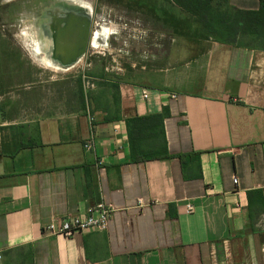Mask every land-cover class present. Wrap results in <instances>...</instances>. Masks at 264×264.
Segmentation results:
<instances>
[{"label":"crops","instance_id":"1","mask_svg":"<svg viewBox=\"0 0 264 264\" xmlns=\"http://www.w3.org/2000/svg\"><path fill=\"white\" fill-rule=\"evenodd\" d=\"M230 5L256 11L260 0ZM171 38L161 69L144 66L160 75L104 69L89 98L79 90L0 141V264H264V48L210 39L194 51L182 38L176 54ZM69 44L43 53L67 67ZM165 112L157 142L171 158L132 161L127 121ZM98 204L113 208L107 231L46 232Z\"/></svg>","mask_w":264,"mask_h":264},{"label":"rangeland","instance_id":"2","mask_svg":"<svg viewBox=\"0 0 264 264\" xmlns=\"http://www.w3.org/2000/svg\"><path fill=\"white\" fill-rule=\"evenodd\" d=\"M63 2L80 14L79 34L85 43L73 49L70 65L60 68L46 59L34 27L46 11ZM165 6L169 12L181 13ZM156 26L129 9L125 0L114 5L99 0H0V141L12 135L14 125L55 114L78 99L80 87L89 98L97 83L93 75H101L104 69L111 79L119 78V68L130 80L160 75L155 67L144 66L153 64L161 69L172 46L171 37L176 38V54L183 37ZM49 32V53L53 54L59 33L56 28ZM183 39L194 51L204 42ZM155 56L164 59L156 61ZM177 78L174 84L182 86L183 81Z\"/></svg>","mask_w":264,"mask_h":264},{"label":"trees","instance_id":"3","mask_svg":"<svg viewBox=\"0 0 264 264\" xmlns=\"http://www.w3.org/2000/svg\"><path fill=\"white\" fill-rule=\"evenodd\" d=\"M99 1L110 5L124 2ZM125 1L129 9L141 14L145 19H150L155 27L158 25L176 36L197 41L211 39L228 45L264 48V0H260V8L256 11L235 9L230 5V0ZM165 5L178 8L181 13L169 12ZM81 88L83 92V87ZM168 115L165 112L153 117H136L127 121L132 161L138 163L171 158L168 150H163L158 144L160 135H164L163 130L161 134L156 130L159 126L163 127L164 119ZM143 144H151L153 150L145 151Z\"/></svg>","mask_w":264,"mask_h":264},{"label":"bare ground","instance_id":"4","mask_svg":"<svg viewBox=\"0 0 264 264\" xmlns=\"http://www.w3.org/2000/svg\"><path fill=\"white\" fill-rule=\"evenodd\" d=\"M61 7L56 4L52 9L45 12L44 16L41 18L37 26L34 27V33L39 37L38 42H42V50L44 53H49L51 49V39L49 38L50 30L56 28L59 37H57L56 48L54 50L55 54L60 55L62 47L70 46L71 39L75 42V47L79 44L85 43V37L80 32V14L75 12L74 9L69 8L66 2L59 3ZM66 6V7H65ZM69 12L73 13V20L69 19ZM79 34V35H78ZM52 54V53H50ZM53 57V56H52ZM53 58L54 61L58 60ZM64 61H69L68 57H64ZM62 60V59H61ZM63 61V60H62Z\"/></svg>","mask_w":264,"mask_h":264},{"label":"built area","instance_id":"5","mask_svg":"<svg viewBox=\"0 0 264 264\" xmlns=\"http://www.w3.org/2000/svg\"><path fill=\"white\" fill-rule=\"evenodd\" d=\"M173 97L176 98V96ZM147 98L148 92H145L144 99ZM91 122H94V118H91ZM85 148L91 150L93 148V142L85 145ZM234 183L237 185L239 180L235 178ZM193 211L194 207L189 205L188 212L192 213ZM112 214V207L106 204H98L84 216L66 217L60 220H54L45 228V230L51 235L62 236L65 238H70L76 234L84 232H105L109 228Z\"/></svg>","mask_w":264,"mask_h":264},{"label":"flooded vegetation","instance_id":"6","mask_svg":"<svg viewBox=\"0 0 264 264\" xmlns=\"http://www.w3.org/2000/svg\"><path fill=\"white\" fill-rule=\"evenodd\" d=\"M58 7H61V5L58 4ZM66 7V6H65ZM69 19L72 21L73 20V13L69 12Z\"/></svg>","mask_w":264,"mask_h":264}]
</instances>
